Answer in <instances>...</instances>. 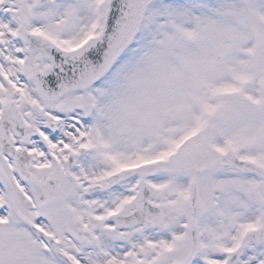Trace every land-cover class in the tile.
<instances>
[{
	"label": "snow or ice",
	"instance_id": "obj_1",
	"mask_svg": "<svg viewBox=\"0 0 264 264\" xmlns=\"http://www.w3.org/2000/svg\"><path fill=\"white\" fill-rule=\"evenodd\" d=\"M0 264H264V0H0Z\"/></svg>",
	"mask_w": 264,
	"mask_h": 264
}]
</instances>
